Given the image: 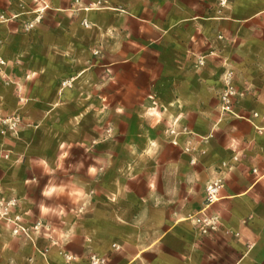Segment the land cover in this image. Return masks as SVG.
<instances>
[{"label": "crops", "instance_id": "obj_1", "mask_svg": "<svg viewBox=\"0 0 264 264\" xmlns=\"http://www.w3.org/2000/svg\"><path fill=\"white\" fill-rule=\"evenodd\" d=\"M88 3L78 11L79 24L87 20L88 79L96 84L102 67L104 91L117 88L138 115L150 96L158 103L151 139L135 146L152 150L147 189L136 192L134 212L109 191L95 196L84 227L92 232L78 244L63 237L68 227L56 247L0 238V264H264V0ZM1 5L15 16V0ZM177 118L183 132L168 135ZM112 226L135 234L113 240Z\"/></svg>", "mask_w": 264, "mask_h": 264}, {"label": "rangeland", "instance_id": "obj_2", "mask_svg": "<svg viewBox=\"0 0 264 264\" xmlns=\"http://www.w3.org/2000/svg\"><path fill=\"white\" fill-rule=\"evenodd\" d=\"M91 6L88 0H15V16L0 6L1 239H48L56 247L68 227L63 237L78 244L92 232L84 227L95 196L109 191L111 202L133 203L134 212L136 192L147 189L141 179L150 173L152 150L135 146L151 139L158 103L150 96L138 115L114 95L117 88L104 91L102 67L96 84L88 79L87 20L81 26L78 11ZM179 126L172 119L166 133L183 132ZM199 217L192 220L206 234ZM106 232L113 240L135 234L114 226ZM144 233L151 238L152 231Z\"/></svg>", "mask_w": 264, "mask_h": 264}, {"label": "built area", "instance_id": "obj_3", "mask_svg": "<svg viewBox=\"0 0 264 264\" xmlns=\"http://www.w3.org/2000/svg\"><path fill=\"white\" fill-rule=\"evenodd\" d=\"M228 95H229V93L227 94V95H225V97H224V100H225V108L226 109H229L230 108V100H228L226 97H228ZM190 149H187V151H189ZM219 188H220V186L218 185V183H214V184H212V185H210V186H208V188H207V190H208V192H209V194H210V198H214V196L218 193V191H219ZM197 222L198 223H203V228H202V230L204 231V232H207V229H206V227L209 225L208 223H206V221L204 220V221H202L200 218H198L197 219Z\"/></svg>", "mask_w": 264, "mask_h": 264}]
</instances>
